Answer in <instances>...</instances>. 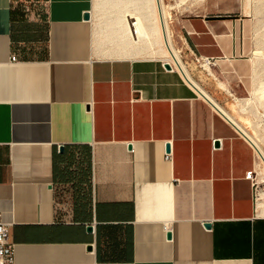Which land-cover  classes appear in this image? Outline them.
I'll list each match as a JSON object with an SVG mask.
<instances>
[{"label": "crops", "instance_id": "1", "mask_svg": "<svg viewBox=\"0 0 264 264\" xmlns=\"http://www.w3.org/2000/svg\"><path fill=\"white\" fill-rule=\"evenodd\" d=\"M97 1L0 0V219L12 264H264V214L245 176L254 149L223 111L264 113L254 48L243 58L246 19H211L219 0L176 16V48L205 71L195 80L206 95L121 43L116 1L94 11ZM55 183L71 194L55 197Z\"/></svg>", "mask_w": 264, "mask_h": 264}, {"label": "bare ground", "instance_id": "2", "mask_svg": "<svg viewBox=\"0 0 264 264\" xmlns=\"http://www.w3.org/2000/svg\"><path fill=\"white\" fill-rule=\"evenodd\" d=\"M99 1L100 0L95 3L94 11H97L100 7ZM115 1L114 9L116 8V10H119L121 14V20H119L116 25L121 31L120 37H118L119 41L125 45H132L134 46L133 48H137L138 55L144 54L150 57L165 59L166 61L162 62L163 67H165V63H168L171 67L168 69H176L177 71L182 72L195 89L208 95L205 89L190 75L184 61L182 60L180 51L173 43L169 27L170 12L165 8L163 0ZM246 1L249 5V0ZM94 15L96 16V24H98L100 18L97 13ZM253 54L255 59H259L263 56L262 50L259 49L253 50ZM205 61L209 63L210 59H206ZM199 65L201 66L203 64L200 63ZM205 67L208 69L207 65H205ZM223 111L226 116H228L233 123L245 133L247 136L246 138L252 143L251 145L253 146L255 154V165L253 175L250 176L249 180L254 184L255 174L258 173L260 176V174L264 173V149L230 112L225 109H223ZM254 194L258 212L264 214V191L260 193L263 198L262 201L258 200L259 198L256 196V191Z\"/></svg>", "mask_w": 264, "mask_h": 264}, {"label": "rangeland", "instance_id": "3", "mask_svg": "<svg viewBox=\"0 0 264 264\" xmlns=\"http://www.w3.org/2000/svg\"><path fill=\"white\" fill-rule=\"evenodd\" d=\"M171 1L172 0H163L165 3V8L169 10V12L173 7V4H168ZM203 3L204 0L201 2H196L195 0H178V2L175 3L176 5L181 4L178 7H173L171 10V20L169 18V24L172 30L171 37H173V43L175 44V47L178 48L177 38L173 30L174 24L177 23L176 16H181L182 18L194 17L197 12L190 11V9L194 6L195 8L201 6ZM246 4V0H219L216 2V10L214 12L208 13L207 15L211 17L242 16V18L246 19L245 25L243 27L242 41L245 47H249V50L247 52L246 50H243V58L247 59L248 57L252 56V53L250 52L252 48H254V50H262L263 56L259 58L255 68L256 72L264 73V0H249V5ZM186 6H189L190 9L186 8ZM178 11L180 12L179 15L177 13ZM180 53L182 55V60L187 63L186 65L194 79H196L197 75L205 74V71L201 67L197 66V64L193 63L191 59H189V56L184 50L180 49ZM245 64L246 61L242 62L241 67L245 66ZM211 68L217 74H223L225 72L217 65H213ZM258 109L260 110L261 107L258 106ZM234 114L237 118H239V122L245 128V130L249 132L264 149V113L251 114L238 113L237 111ZM239 115H242L243 118L238 117ZM258 176L259 174L256 173L254 177V189L256 191L257 198H259L258 200L262 201L263 198L260 193L264 191V173L260 174L259 177Z\"/></svg>", "mask_w": 264, "mask_h": 264}, {"label": "built area", "instance_id": "4", "mask_svg": "<svg viewBox=\"0 0 264 264\" xmlns=\"http://www.w3.org/2000/svg\"><path fill=\"white\" fill-rule=\"evenodd\" d=\"M11 59L14 60L15 57L12 56ZM165 156L168 157L167 154ZM251 175H253L252 170L248 171L245 176L250 178ZM50 187L57 198H66L65 195H70L72 192L70 184L55 183L51 184ZM12 262L13 248L9 242V225L0 219V264H12Z\"/></svg>", "mask_w": 264, "mask_h": 264}, {"label": "water", "instance_id": "5", "mask_svg": "<svg viewBox=\"0 0 264 264\" xmlns=\"http://www.w3.org/2000/svg\"><path fill=\"white\" fill-rule=\"evenodd\" d=\"M83 17H84V19L89 18V13H85V14L83 15ZM164 66H165L166 68H170V65H169L168 63H165ZM221 114H222V113H221ZM222 115H223V114H222ZM223 116H224V115H223ZM224 118H225L228 122H230V123H231V124L237 129L236 125H235L233 122H231V121H230L227 117H225V116H224ZM215 144H217V143H215ZM165 149H166V151H169V145H168V144L165 145ZM204 226H205L206 228H209L210 224H209L208 222H204ZM87 228H88V230H89V229H90V226H88ZM167 237H168V238L170 237V233H167ZM87 248L90 249V246H88Z\"/></svg>", "mask_w": 264, "mask_h": 264}, {"label": "trees", "instance_id": "6", "mask_svg": "<svg viewBox=\"0 0 264 264\" xmlns=\"http://www.w3.org/2000/svg\"><path fill=\"white\" fill-rule=\"evenodd\" d=\"M211 19H224L228 18V16H215V17H210Z\"/></svg>", "mask_w": 264, "mask_h": 264}]
</instances>
